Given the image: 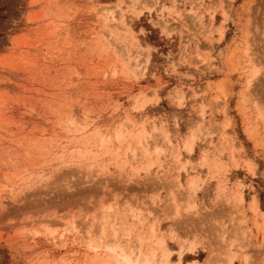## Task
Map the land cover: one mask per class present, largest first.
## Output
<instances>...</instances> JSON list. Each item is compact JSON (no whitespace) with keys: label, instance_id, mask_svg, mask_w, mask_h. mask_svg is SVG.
Listing matches in <instances>:
<instances>
[{"label":"rangeland","instance_id":"obj_1","mask_svg":"<svg viewBox=\"0 0 264 264\" xmlns=\"http://www.w3.org/2000/svg\"><path fill=\"white\" fill-rule=\"evenodd\" d=\"M132 250L264 264V0H0V264Z\"/></svg>","mask_w":264,"mask_h":264},{"label":"bare ground","instance_id":"obj_2","mask_svg":"<svg viewBox=\"0 0 264 264\" xmlns=\"http://www.w3.org/2000/svg\"><path fill=\"white\" fill-rule=\"evenodd\" d=\"M247 52V51H246ZM250 53V52H249ZM248 54V53H247ZM246 54V55H247ZM254 69V68H253ZM250 70V69H249ZM251 72V71H250ZM255 72V71H254ZM251 74V73H250ZM253 74H255V73H253ZM252 74V75H253ZM258 75V74H257ZM258 80V79H257ZM251 81V80H250ZM118 134H120L119 132H118ZM117 134V137H116V141H120V139H121V137H120V135H118ZM191 146V145H190ZM251 165V164H250ZM251 168H253L252 166H251ZM250 169V168H249ZM253 205V204H252ZM255 206V205H254ZM254 210V209H253ZM116 231V230H115ZM114 232V231H113ZM115 235H116V233H115ZM115 237V236H114ZM110 246V245H109ZM114 246V245H113ZM91 248V247H90ZM109 248V247H108ZM110 252H113V253H115V251H116V247H113V248H111V246H110ZM133 251L134 250H132V252L130 253V254H126V253H124L123 255H119L118 256V263L119 264H141V261H140V259L141 260H143V262H142V264H146L147 263V255H143V253L141 254V256L139 255V256H137V258H136V260H134L133 259ZM139 261H140V263H139ZM101 263V262H100ZM91 264V263H90ZM95 264V263H94Z\"/></svg>","mask_w":264,"mask_h":264},{"label":"crops","instance_id":"obj_3","mask_svg":"<svg viewBox=\"0 0 264 264\" xmlns=\"http://www.w3.org/2000/svg\"><path fill=\"white\" fill-rule=\"evenodd\" d=\"M259 208H260V201H259Z\"/></svg>","mask_w":264,"mask_h":264}]
</instances>
